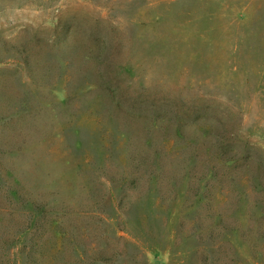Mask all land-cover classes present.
<instances>
[{"label": "rangeland", "instance_id": "374dc122", "mask_svg": "<svg viewBox=\"0 0 264 264\" xmlns=\"http://www.w3.org/2000/svg\"><path fill=\"white\" fill-rule=\"evenodd\" d=\"M0 264H264V0H0Z\"/></svg>", "mask_w": 264, "mask_h": 264}, {"label": "trees", "instance_id": "16d2710c", "mask_svg": "<svg viewBox=\"0 0 264 264\" xmlns=\"http://www.w3.org/2000/svg\"><path fill=\"white\" fill-rule=\"evenodd\" d=\"M100 55V54H99ZM109 59H110V61H109V64H110V68H112L111 66L112 65H114V64H116L114 67L117 69V71L118 72H120V73H126L127 71H128V68L125 66V65H123V64H120V63H114L113 61L115 60V59H113V58H111V56L109 57ZM125 96V95H124ZM185 112V111H187V109L184 107V106H182V105H180L179 106V112ZM227 161L228 162H233L234 161V157H232V158H228L227 159Z\"/></svg>", "mask_w": 264, "mask_h": 264}]
</instances>
